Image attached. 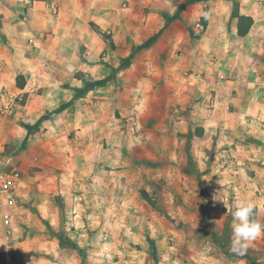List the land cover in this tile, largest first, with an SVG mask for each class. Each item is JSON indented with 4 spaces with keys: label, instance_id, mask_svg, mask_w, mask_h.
Masks as SVG:
<instances>
[{
    "label": "crops",
    "instance_id": "0c3cea01",
    "mask_svg": "<svg viewBox=\"0 0 264 264\" xmlns=\"http://www.w3.org/2000/svg\"><path fill=\"white\" fill-rule=\"evenodd\" d=\"M52 1L0 0V100L24 98L11 121L15 132L2 142L13 146L14 166L19 164L24 178L31 169L35 174L28 175L23 193L29 203L5 209L10 232L4 218L0 252L6 264H48L40 253L50 251L53 264L71 263V245L46 230L60 223L53 196H65L67 212L79 225L87 208L80 200L90 196L91 224L101 225L102 207L111 211L118 201V177L129 175L117 169L129 157L109 155L117 145L113 136L155 106L180 110L175 78L183 55L177 52L198 49L186 22L204 15L201 46L221 52L209 67L219 72L213 68L210 74L213 109L198 98L191 118L208 138L215 135L224 157L217 160L220 173L209 187V205L215 211L233 208L214 199L225 187L227 198L252 199L264 222V0H195L180 12L185 0H55L56 14ZM235 2L253 18L245 36L237 32ZM21 253H27L25 262ZM176 254L163 258L176 263ZM209 264L234 263L211 254Z\"/></svg>",
    "mask_w": 264,
    "mask_h": 264
},
{
    "label": "rangeland",
    "instance_id": "374dc122",
    "mask_svg": "<svg viewBox=\"0 0 264 264\" xmlns=\"http://www.w3.org/2000/svg\"><path fill=\"white\" fill-rule=\"evenodd\" d=\"M193 2L195 0H185L178 5V12ZM207 8L204 7V11ZM145 11L148 13V8ZM178 12L173 14L174 19L179 16ZM186 26L192 33L191 43H197L198 49L177 52L183 55L182 64L177 68L181 74L175 78L177 88L180 87V110H160L155 106L143 115L144 120L132 122L125 132L114 134L113 142L117 145L109 155L129 157L128 162L117 168L125 169L129 175L124 179L118 177V201L111 211L106 205L102 207L101 225L93 227L91 224L93 218L88 215V207L92 206L90 196L79 199L87 207L80 217V225L67 212L65 196L61 193L53 196L59 207L60 223L46 230L71 245L73 257H66L67 260L72 258L70 264H209L211 254L234 264H264V238L251 243L246 251L248 257L232 253L234 209L215 211L209 205V187L220 173L216 171L217 160L224 157H221L215 135L209 138L206 133L197 136L201 127L191 118V111L193 101L198 98L207 99L206 110L213 109L215 91L208 88L214 78L210 74L213 68L216 72L219 69L213 67L210 71L209 67L211 59H218L221 52L205 50L201 46L203 26L200 17L186 22ZM201 79L205 80L202 84ZM22 101L23 98H17L18 104ZM1 105L0 102V144L6 154L12 156L13 146L2 141H7L4 136L15 132L11 129V121L18 110L7 116ZM105 145L108 147L109 143L105 142ZM15 160H11V168H18L19 164L14 166ZM29 174L35 176L34 170H29ZM29 174L26 173V179L21 170L22 179L27 183H22L19 206L30 201L27 193L23 195L30 186ZM57 181L58 184L61 182ZM102 181L109 182L108 179ZM72 182L73 187L80 184L77 179ZM233 200L228 195L227 203L232 204ZM6 207L0 202V228L3 227L4 232ZM29 251L38 254L33 248ZM51 252L40 253L41 259L48 264L55 262ZM168 253H178L176 255L180 257L176 263L163 258ZM26 257L27 253H21V261L25 262Z\"/></svg>",
    "mask_w": 264,
    "mask_h": 264
},
{
    "label": "clouds",
    "instance_id": "9594fccd",
    "mask_svg": "<svg viewBox=\"0 0 264 264\" xmlns=\"http://www.w3.org/2000/svg\"><path fill=\"white\" fill-rule=\"evenodd\" d=\"M214 199L227 206V189L224 187ZM232 207L234 211L230 251L243 256L253 241L264 238V222L256 218V203L250 198L234 199Z\"/></svg>",
    "mask_w": 264,
    "mask_h": 264
},
{
    "label": "built area",
    "instance_id": "2783aa9c",
    "mask_svg": "<svg viewBox=\"0 0 264 264\" xmlns=\"http://www.w3.org/2000/svg\"><path fill=\"white\" fill-rule=\"evenodd\" d=\"M51 9L53 13H58L59 8L56 1H52ZM1 108L5 115L10 116L18 107L16 98H9L7 95L1 97ZM12 156L6 154L5 148L0 144V202L9 208L17 206L20 189L23 179L21 170L16 167L11 168ZM5 226L7 232H10V219L5 218Z\"/></svg>",
    "mask_w": 264,
    "mask_h": 264
},
{
    "label": "trees",
    "instance_id": "16d2710c",
    "mask_svg": "<svg viewBox=\"0 0 264 264\" xmlns=\"http://www.w3.org/2000/svg\"><path fill=\"white\" fill-rule=\"evenodd\" d=\"M233 17L237 18L238 20V25H237V32L239 36H245L249 33L251 26L253 25V18L250 16L243 15L239 12V6L238 3L235 2L234 8L232 11ZM208 23V18L207 15H204L201 17V24L203 25L204 28H206ZM17 85L19 87H22L23 84L21 82L20 76L17 77ZM21 103H24V98ZM203 134V129L199 128V133L197 134L198 136H201ZM143 195H146L143 192ZM256 218L258 219V207L256 206ZM247 253V252H246ZM244 254V257H248L247 254ZM0 264H6V256L4 252H0Z\"/></svg>",
    "mask_w": 264,
    "mask_h": 264
}]
</instances>
